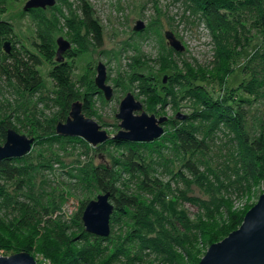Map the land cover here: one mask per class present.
Returning a JSON list of instances; mask_svg holds the SVG:
<instances>
[{"label": "rangeland", "instance_id": "obj_1", "mask_svg": "<svg viewBox=\"0 0 264 264\" xmlns=\"http://www.w3.org/2000/svg\"><path fill=\"white\" fill-rule=\"evenodd\" d=\"M28 1L0 0V19L12 23L17 42L33 51L41 36L56 52L58 39L68 40L74 82L69 90L54 87L48 72L57 59L44 61L40 67L46 88L37 94L24 92L15 83L0 78L1 118L35 140L31 151L18 163L27 172L25 189L17 192L10 188L8 196H0V256L27 251L38 264H59L64 254L75 258L73 264H199L210 245L224 238L220 233L211 240V233H217L212 227L218 222L222 226L228 217L217 213L214 221L202 216L200 205L192 198L203 202L220 198L219 177L224 180L225 170L230 171L227 164L215 169L218 179L213 170L200 181L189 177L191 183L185 185L175 175L181 159L172 143L161 140L163 146L147 148L141 163L150 178L170 186L171 192L163 196L165 203L156 191L141 184L142 176L124 171L129 163L126 150L103 143L95 147L81 137L58 134L56 126L67 120L73 102L81 101L86 116L109 135L117 134L121 120L116 114L128 93L143 104L147 114L167 117L164 135L173 132L175 125H198L202 121H193L192 117L202 108L190 90L200 82L209 96L225 101L235 97L234 106L243 104L247 110L246 129L254 134L264 126V85L255 98L246 94L243 86L249 76L244 74L243 66L255 54L259 34L255 31L250 34L253 36L231 39L227 53L218 57L220 45L191 0H56L53 6L26 10ZM86 9L102 28L100 45L86 25ZM138 21L144 22L143 30H135ZM167 31L175 34L184 50L177 51L169 44ZM100 64L106 67V84L113 88L111 99L96 85ZM260 73L264 78V68ZM152 95L157 98L155 102ZM210 135L206 159L215 164L227 162L236 146L233 131L220 128ZM98 165L118 170L111 180L118 195L125 192L151 203L150 215L139 219L147 222L149 237L157 240L154 248H142V239L133 246L127 241L124 245L129 247V254L112 256L117 248L125 247L119 240L138 232L134 212L126 217L125 213L114 215L111 234L104 241L83 230L84 223L77 215H83L84 203L105 192L82 184ZM184 193L191 199L186 200ZM263 193L264 180L243 194L234 192L227 198V206L231 211L241 210L245 216ZM197 217L202 230L189 225ZM12 232L16 237L11 236ZM82 249H89L88 254L81 256Z\"/></svg>", "mask_w": 264, "mask_h": 264}, {"label": "trees", "instance_id": "obj_2", "mask_svg": "<svg viewBox=\"0 0 264 264\" xmlns=\"http://www.w3.org/2000/svg\"><path fill=\"white\" fill-rule=\"evenodd\" d=\"M190 2H192L194 9L200 14L204 23L212 31L218 45H220L217 53L218 57L223 52L227 53L226 45L231 39H236L241 35L242 38L253 36L250 34H254L255 31L259 34L261 38L260 44L253 57L243 66L244 74L249 76L247 83L243 86V90L253 98L260 95L259 89L264 85V78L261 75L262 73H260V69L264 68V50H260L264 46V0H191ZM84 19L89 31L100 45L102 43V28L100 24L94 19L91 11L87 9ZM17 37L12 23L0 19L1 79L15 83L18 88L31 95L37 94L46 88V81L40 71V67L44 61L57 59V62L48 72L49 79L56 89L69 90L72 87L74 66L68 59L72 57L70 52L67 51L64 60H58L55 48L45 36H41V42L35 44L34 51L25 43L19 44L16 40ZM7 42H10V52L5 48ZM194 84L193 91L190 90V95L192 98L197 99V104L202 109L192 117V120L202 121L200 124H189L183 127L175 125L173 132L163 134L160 139L151 142L125 141L111 138L103 145L126 150L128 152L126 160L129 163L124 167V171H131L133 175L138 173L142 176L141 184L147 186L153 193L156 191L157 197L161 196V199H164L163 196L167 197V194L171 192L170 186L163 184L156 178H150L145 164L141 163L145 150L149 147H154V145L160 144V146H163L161 140L172 143L175 146L174 148L179 151L181 167L175 175L185 185L186 183H191L189 177L200 181L206 173H212L213 170V175L218 179V173L215 169L218 167L223 168V165L227 164L230 171L227 172L225 169L220 171L225 170L224 180L219 177L221 184L220 198H212L204 202L199 198H192L195 203L200 205L202 216L214 221H216L217 213L220 216L228 217L227 220H223L225 222L222 226L219 222H214L216 226H213L212 230L217 232L211 233L213 237L211 240H214L220 233L223 237H226L230 232L237 229L238 224L244 219V212L241 210H230L227 206L229 201L227 198L231 197L234 192L238 195L243 194L252 189L259 181L264 180V126L258 132L250 134L246 129L247 110L243 104L237 103L234 106L235 97L226 101L220 100V98H213L209 96L202 83L196 82ZM151 99L155 102L157 98L152 95ZM85 107L87 108V106ZM9 128H12L11 124L6 118H1L0 116V141L5 142ZM220 128L233 131L236 137V146L227 162L215 164V162H210L206 159L210 150L208 140L211 138L210 134ZM20 159L0 160V196L9 195L10 188L17 192L25 189L23 184L26 182L25 176L27 172L24 167L18 165ZM230 160L233 161L230 162ZM118 173V170L112 171L107 167L98 165L93 168L91 177L85 179L82 184L84 183L88 187L95 186L111 193V200L115 205L111 218V229L114 215L125 213L124 216L126 217L128 213L134 212L133 217L137 219L136 230L138 232L133 234L132 238L119 240V242L124 241L123 246H125L124 243L127 241L128 245L133 246L136 241H141L142 239L144 243L142 248H154L157 240L149 237L151 229L147 226L146 221L139 219L145 215H150L152 211L151 203L144 202L137 196L127 195L125 192H121L118 195V190H116L114 183L111 182L112 177L118 175ZM184 198L186 200L191 199L185 193ZM164 201L166 203L165 199ZM86 204L84 203L83 208H85ZM25 210L29 213L30 207H25ZM142 213L143 215H141ZM77 218L82 219V214H78ZM189 223H192L189 225H194L196 230L203 229L200 228V217H197L195 221L190 220ZM86 232H82V234H86ZM11 236L16 237V234L12 232ZM94 237L103 241L109 238V236L100 237L96 235ZM129 250L128 246H120L112 253V256L124 257L129 254ZM88 252L89 249H82L79 254L82 256L88 254ZM68 259L70 258L64 254L58 263L73 264L75 261V258Z\"/></svg>", "mask_w": 264, "mask_h": 264}, {"label": "water", "instance_id": "obj_3", "mask_svg": "<svg viewBox=\"0 0 264 264\" xmlns=\"http://www.w3.org/2000/svg\"><path fill=\"white\" fill-rule=\"evenodd\" d=\"M56 0H29L26 10L46 8L55 5ZM145 24L138 21L135 30H143ZM169 44L177 51L185 49L180 40L171 31L166 32ZM57 56L63 60L64 53L71 44L63 37L58 39ZM5 48L10 52V42ZM107 74L104 64L98 67L96 85L104 91L107 99H111L113 88L106 84ZM136 111H141L137 114ZM116 117L121 120V130L109 135L93 118L83 112L81 101L72 104L69 117L56 126L58 134L66 137H81L93 146H99L111 138L125 141L151 142L164 134L167 117L157 118L143 111V104L128 93L120 103V111ZM34 138L19 133L14 128L7 130L5 142L0 143V160L22 158L29 153L34 144ZM115 205L111 201V193L104 192L96 199L90 200L82 215L85 230L100 237L111 234V218ZM0 264H38L27 251H20L9 256H0ZM199 264H264V193L258 201L246 212L242 224L230 232L222 240L210 245Z\"/></svg>", "mask_w": 264, "mask_h": 264}]
</instances>
